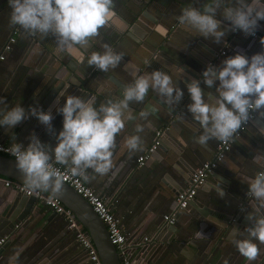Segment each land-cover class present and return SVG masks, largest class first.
Returning <instances> with one entry per match:
<instances>
[{"label": "crops", "instance_id": "1", "mask_svg": "<svg viewBox=\"0 0 264 264\" xmlns=\"http://www.w3.org/2000/svg\"><path fill=\"white\" fill-rule=\"evenodd\" d=\"M207 2L114 0L115 16L100 29L99 36L89 42L90 46L82 50L76 45L61 51L54 35L29 36L19 26L10 25L8 0H0V54L3 55L0 59V97L7 102L0 104V110L20 104L26 112L34 106L38 110L51 111L53 116L51 131L31 115L15 126H0V141L10 146L14 142L27 146L34 133L54 148L56 136L63 128V115L58 108L63 107L68 95L86 100L93 98L99 107L109 98H122L124 87L136 76L154 70L165 71L184 85L181 81L190 83L194 78L192 75H199L206 100L207 93H215L219 84L216 81L211 88L202 84V73L208 65L219 68L227 57L237 53L250 58L264 52L261 43L264 20L259 21L258 37L251 38L243 31H232L230 22L222 14L218 15L221 28L226 32L219 43L212 37L192 34L179 24L177 17L185 7L202 8ZM227 3H233V0H227ZM9 37L13 38L11 43ZM104 43L115 51L124 52L120 65L109 72L87 63L92 52L104 51ZM6 44L8 49H4ZM180 68L183 71L179 73ZM61 91L64 96H60ZM191 102V98L185 96L182 107L169 114L159 105L164 102L150 89L143 103L130 105L137 119L127 122L116 136L114 168L103 177L88 169L90 179H81L111 202L113 214L129 233L127 242L134 244L142 237H152L149 246L163 244L157 253L154 254L155 250L150 253L149 263H145L143 254H137V247H133L130 254L133 264H250L232 240L247 235H237L235 229L243 231L249 226L248 214L257 203L247 195V180L264 171L253 159L258 154L264 155V117L257 112L254 115L256 122H249L239 139L230 142L224 158L196 190L197 202L176 212L173 225H162V215L170 212L175 193L186 186L189 174L196 166L212 158L218 141L199 142L203 130L188 111ZM145 109L155 111L142 119L138 114ZM137 124L144 128L139 133L142 148L130 153L123 148V141L136 134ZM166 126L159 146L142 167L137 168L136 157L146 151L154 131ZM2 183L0 179V213L5 211L2 207L4 198L16 195L13 186L5 187ZM221 189L224 191L222 197L218 195ZM25 199L29 200L22 204H27L30 209L13 227L11 234L15 237L0 253V264H88L74 230L66 228L62 214L46 208L39 198ZM243 221L244 225H236ZM232 222L235 227L230 234ZM2 238L6 239L5 236ZM259 247L260 255L251 264H264V245Z\"/></svg>", "mask_w": 264, "mask_h": 264}, {"label": "clouds", "instance_id": "2", "mask_svg": "<svg viewBox=\"0 0 264 264\" xmlns=\"http://www.w3.org/2000/svg\"><path fill=\"white\" fill-rule=\"evenodd\" d=\"M113 3L114 0H8L10 25L19 26L29 36L45 38L49 34L54 35L61 51L76 45L86 47L115 16ZM220 14L230 22L232 31L255 35L259 21L264 20V0H233L231 4L227 0H208L202 8L185 7L177 19L192 34L212 37L219 43L226 34L221 28V20L217 19ZM261 43L264 44V38ZM102 47L104 51L92 52L87 63L109 72L120 65L124 52L115 51L107 43ZM182 71L180 68L179 73ZM202 78L208 88L216 81L219 84L215 93H207L205 100L200 80L193 78L187 83L192 101L187 108L203 130L199 136L201 144H207L210 139L224 143L239 139V130L247 124L253 112L264 117V52L253 54L250 58L241 53L227 57L222 67L208 65ZM150 89L170 109L184 95L173 77L162 70L136 76L132 83L124 87L122 98H109L99 107L93 98L86 100L68 95L63 107L58 108L63 115V128L56 136L54 148L43 143L34 133L29 137L27 146L14 142L7 148L16 158V168L27 188L33 192L59 194L64 176L53 167V163L68 166L73 176L85 181L90 179L88 169L101 177L106 176L114 168L116 136L124 130L127 122L137 119L130 105L143 103ZM64 95L61 91L60 96ZM0 104H7L3 97H0ZM154 111L145 109L138 115L147 119ZM29 115L35 116L49 131L52 130L51 111L30 106L26 112L20 104L0 110V126H15ZM143 131V125L137 124L136 134L125 137L123 148L130 153L141 150L139 133ZM253 159L264 167V155L258 154ZM247 184V195L257 203L248 214L249 226L243 231L235 229L237 235H247L234 238L232 243L251 264L260 255L259 245H264V171L248 178ZM218 195H224L223 189Z\"/></svg>", "mask_w": 264, "mask_h": 264}, {"label": "built area", "instance_id": "3", "mask_svg": "<svg viewBox=\"0 0 264 264\" xmlns=\"http://www.w3.org/2000/svg\"><path fill=\"white\" fill-rule=\"evenodd\" d=\"M248 35L251 38L258 37L257 32H255V35ZM12 41L13 38L9 37L8 42L11 43ZM8 48L9 45L6 44L4 46V49ZM220 53L224 54V50H221ZM2 58L3 55L0 54V59ZM254 115L255 112L251 114V118L248 120L247 124H245L241 130H239V135L245 129ZM166 129L167 126L154 131L153 139L147 146L146 151L136 157L137 168L142 167L148 157L159 146L160 137ZM230 142L231 141H229L228 143H224L218 140L215 145L212 158L201 162L190 172L186 186L175 193L170 212L162 215L161 220L163 226L173 225L175 221V213L181 210H185L188 207L189 202L195 196L196 190L204 183L206 177L211 173L212 170H214L217 163L224 158L225 153L229 149ZM9 147L10 145H6L0 141V154L6 155L15 161L16 158L7 151V148ZM53 167L57 168L63 174L64 183L69 185L77 194H79L92 208L93 212L98 216V218L102 221L106 228L108 239L110 243L114 245L115 250L120 257V264H133L130 258L131 250L133 249V247L135 248V246L138 247L141 244H148L153 240V238L142 237L140 240L135 241L134 244L132 242H127L126 239L129 233L121 227L119 219L113 214L110 207L111 202H109L106 198L86 185L81 177L73 176L69 171V167L55 163H53ZM0 179L3 182V186H13L17 191L23 193L26 196L32 195L36 198H39L43 201L46 208L54 211L55 213L62 214L63 218L66 221V228H68L69 230H74L75 239L84 250L88 264H101L90 238L83 233L80 225L75 221L73 214L68 209H66L57 198L44 197L40 191L33 192L29 190L25 184H15L8 178H1L0 176ZM3 240L4 238H0V243H2Z\"/></svg>", "mask_w": 264, "mask_h": 264}, {"label": "water", "instance_id": "4", "mask_svg": "<svg viewBox=\"0 0 264 264\" xmlns=\"http://www.w3.org/2000/svg\"><path fill=\"white\" fill-rule=\"evenodd\" d=\"M77 46L80 47L82 50L85 49V46H79V45ZM88 46L90 45L88 44L87 47ZM192 76L195 79L199 78V75H192ZM75 79L79 83L78 79L77 78ZM173 81L178 87H180L183 90L184 95L176 103L175 107L171 109L168 107V105L164 103H159V105L169 114L175 113L176 108L182 107L185 96L188 95L190 97L187 89V83L189 82L184 80L181 81L185 83L184 85L177 83L175 80ZM202 84H204V81H202ZM252 121L256 122L254 116L252 117L250 122ZM0 176L12 180L15 184H25L22 174L16 168V161L3 154H0ZM13 191L16 192L15 193L16 195L11 198L9 197L4 198L2 207L5 208V211L3 213H0V238H2V236L6 237V239L3 240L2 243H0V253L2 252L3 248L6 247L10 243V241L14 239L15 235L11 234V231L13 230V227L17 224V221H22L23 217L28 214V211L30 209V206L28 207L27 204L23 206L24 204L22 203L26 202V200L28 201L29 199H25V198L32 197V195L24 197V195L21 194L20 192H17L15 188H13ZM40 192L44 197L57 198L62 203V205L73 214L75 221L79 223L84 229V234L91 239V242L96 250V253L99 257L101 264H120L119 262L120 257L117 254L114 245L111 244L108 239V235L104 224L98 218V216L93 212L92 208L79 194H77L66 183H64L63 188L59 194H53L50 191H40ZM193 202H197V199L195 197L189 202V205H193L192 204ZM21 206H23L24 208L20 209ZM201 215L203 216L204 213L201 212ZM241 224L244 225L245 224L244 221L240 222L239 224L236 223L238 227H240ZM230 226H231V231L230 230L229 231L231 234L232 229L235 227V223L232 222ZM169 230L170 232H174L171 229ZM160 241L163 242V240ZM162 245H163L162 243H157L155 246L151 247V245L149 246L148 244H141L140 246L137 247V254L142 253L143 254L142 259H144L145 263H149L152 257L150 253L153 252V250H155L154 254L157 253ZM199 254H201V252H199Z\"/></svg>", "mask_w": 264, "mask_h": 264}]
</instances>
